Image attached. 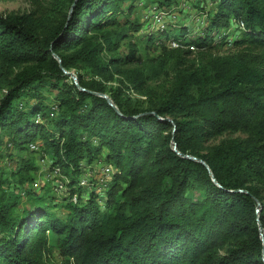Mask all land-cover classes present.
Listing matches in <instances>:
<instances>
[{"label":"trees","instance_id":"16d2710c","mask_svg":"<svg viewBox=\"0 0 264 264\" xmlns=\"http://www.w3.org/2000/svg\"><path fill=\"white\" fill-rule=\"evenodd\" d=\"M137 1L28 0L27 12H0V161L20 157L0 171V264H264V0H195L198 40L158 30L143 50L127 41L143 28L127 19ZM232 21L244 27L226 42ZM171 62L170 88H144ZM115 75L146 106L108 88ZM225 132L246 137L206 145ZM31 143L66 178L60 197L32 187ZM99 160L114 166L111 180L81 186Z\"/></svg>","mask_w":264,"mask_h":264},{"label":"rangeland","instance_id":"374dc122","mask_svg":"<svg viewBox=\"0 0 264 264\" xmlns=\"http://www.w3.org/2000/svg\"><path fill=\"white\" fill-rule=\"evenodd\" d=\"M148 1H152L148 2ZM153 1L158 0H142V1H137L135 6L132 8V11L130 12V15L127 17L128 22L130 24H133V22H139L142 23V29L138 33H133L131 35V38L127 39V41H131L135 44H140L141 49L147 48V43L143 41L144 35H148L149 32H153L154 34L158 33V30L152 27V21L150 19V14H151V7H157L158 9L161 10V12L164 15V19L167 23L166 30H171L174 34L179 33L180 31L186 30V38H190L189 40H198L197 39V34L204 28L206 25V20H205V14H200L197 9H199L201 6H204V2L198 4L195 0H175L173 5L171 7H167L166 5H160V7L154 3ZM186 3H185V2ZM183 3L186 5L183 6ZM197 8V9H196ZM207 9H212L213 6L207 5ZM30 9V4L28 0H7V1H1L0 0V12H27ZM229 36L226 38V42H232L234 39L238 38L240 35V30L233 28H229ZM217 33L213 34L214 37H216ZM219 38V37H218ZM220 41H217L216 44H218ZM228 44L226 43L222 49L220 50L221 54H225L228 52ZM160 49H149L146 53H143L141 55L142 58V63L148 62L153 58H156L159 54ZM126 52V46L122 45V47L119 50V54L125 53ZM135 66H122L120 69L124 68H132ZM173 62H171L168 65V69L165 75L159 76L156 80H149L144 88H154L155 92L162 91L165 88H170L171 83H172V78H173ZM72 73L76 76V73L72 71ZM81 75L83 77H86L88 74L87 70H82L80 71ZM72 81L75 82L73 78H71ZM119 80L121 79L120 75H115L114 80H111L107 82V87H118L124 88L127 90V94L131 96L133 99H138L141 101L143 106H146V102L148 101L149 98L146 96H143L141 94H138L134 92V90L130 89L132 86H129L126 89L124 85H122ZM5 89L0 91V98L4 94ZM44 96L47 98V102L50 103L51 98L53 97L54 92H49V91H43ZM246 137L245 134L240 133V132H225L221 135L215 136L213 138L207 139L206 145H217L220 142H233L237 141L240 139H244ZM1 152L8 154L9 150H6L5 148V141H3L2 147H1ZM15 153V151H13ZM23 158H33L34 163L36 166V171H35V181L39 183V187L44 185L45 183H49L50 185L54 186L55 189V194L56 197H60L62 195V190L58 188V184L60 183L58 181V175H54L52 170L49 167V163L47 162L46 159L41 158L40 151L34 152V151H27L23 155ZM12 160H9L7 158H3L0 161V171L3 170L7 172L6 174H9V172H14L17 170V164L16 161L19 160L18 155H11ZM95 180V177H91ZM56 186V187H55ZM105 187H102V190ZM39 189V188H38ZM37 189V190H38ZM104 192V191H103ZM202 193V190L200 188H195L192 191V194L194 196H198L199 194ZM59 213H64V210L60 209ZM56 262H60L61 258L59 255H57L56 252H54V257H52Z\"/></svg>","mask_w":264,"mask_h":264},{"label":"built area","instance_id":"2783aa9c","mask_svg":"<svg viewBox=\"0 0 264 264\" xmlns=\"http://www.w3.org/2000/svg\"><path fill=\"white\" fill-rule=\"evenodd\" d=\"M185 2V1H184ZM186 3V2H185ZM185 3H183V6L186 5ZM151 14H150V19L152 21V27L154 26L155 29L157 30H166L167 27V23L164 19V15L161 12L160 9H158L157 7L152 6L151 7ZM235 28V29H243L244 25L242 22H236V21H232L231 23V27L230 28ZM169 47L171 48H177L180 46V44L175 41V40H170L168 42ZM190 49H193V46H188ZM56 112V106H51V113L50 115H54V113ZM9 152L12 150V145L10 143L6 144ZM39 149V143H31L29 145V150L31 151H37ZM114 166L112 164L109 163H105L101 160L93 163L88 170L83 174V176L80 179V185L81 186H87L90 178L93 176L95 177V182L100 186V188L105 187L107 185V183L111 180L112 175L114 174ZM52 172L54 173V175H58L61 178H63L64 181H66V178L64 176H61L59 174V169L55 168L52 170ZM32 187L34 189H38L39 188V183L34 181V183L32 184ZM58 188L59 189H63V185L60 182L58 184ZM72 200L76 201V195L72 196Z\"/></svg>","mask_w":264,"mask_h":264},{"label":"water","instance_id":"95a60500","mask_svg":"<svg viewBox=\"0 0 264 264\" xmlns=\"http://www.w3.org/2000/svg\"><path fill=\"white\" fill-rule=\"evenodd\" d=\"M70 78H73L74 80H75V83L78 85V83H77V77H75V75L72 73V72H69V71H64ZM101 96H103V97H105L106 99H107V101L111 104V105H113V103H112V101H111V99L107 96V95H104V94H101ZM172 141H173V138H172ZM173 150H177L176 149V145L175 144H173ZM186 157H189V158H191V159H193V160H196V161H198V162H201L203 165H205L206 167H207V165L205 164V162L203 161V160H201V159H198V158H196V157H193V156H189V155H186ZM213 178V177H212ZM213 180H214V178H213ZM261 226H259V230L261 231ZM261 233V232H260ZM263 234L261 233V236H262Z\"/></svg>","mask_w":264,"mask_h":264}]
</instances>
